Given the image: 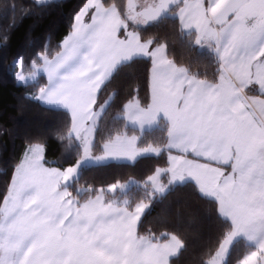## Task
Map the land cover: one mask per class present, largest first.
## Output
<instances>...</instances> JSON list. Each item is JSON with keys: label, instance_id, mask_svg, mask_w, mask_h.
Wrapping results in <instances>:
<instances>
[{"label": "snow or ice", "instance_id": "obj_1", "mask_svg": "<svg viewBox=\"0 0 264 264\" xmlns=\"http://www.w3.org/2000/svg\"><path fill=\"white\" fill-rule=\"evenodd\" d=\"M57 6L11 5L22 18ZM176 21L212 62L168 58L165 29ZM14 26L0 33V54ZM138 66L148 98L130 95L124 128L105 135L100 121L114 97L102 93ZM8 70L31 90L28 99L62 110L51 135L64 153L53 165L47 136L29 139L7 173L0 264H177L185 248L178 233L138 228L155 198L190 181L217 214L203 264H264V0H81L55 48L51 35L30 41ZM153 158L163 166L141 181L80 184L93 166Z\"/></svg>", "mask_w": 264, "mask_h": 264}, {"label": "trees", "instance_id": "obj_2", "mask_svg": "<svg viewBox=\"0 0 264 264\" xmlns=\"http://www.w3.org/2000/svg\"><path fill=\"white\" fill-rule=\"evenodd\" d=\"M32 2L33 0H0V33L15 21V26L10 31L7 52L0 54V201L9 181L7 173L22 157L29 139L47 136L46 159L53 165L63 162L62 142L51 135L62 124V110L28 99L31 90L16 83L8 65L16 53L23 52L28 47L30 41L38 46L51 35V45L55 48L67 35L71 17L81 0H54L57 7L23 18L19 8L13 10L11 7L18 3L30 5ZM6 4L9 7L5 8ZM165 30L169 34V39L165 41L168 45V58L178 66L187 67L195 61H200L201 65L213 61L208 49L190 44L188 37L181 35L178 21L175 28L169 24ZM36 51H39V47ZM102 95L105 99L114 97L112 106L100 121L107 135L109 131L124 128L126 121L122 118L121 110L130 95L138 96L142 104L148 98L143 66L130 71L121 70ZM155 159L141 160L135 166H93L82 173L80 184L99 189L107 188L115 182L141 181L146 178L149 168L163 166L162 163L155 164ZM129 190L134 191L135 185H130ZM138 231L154 235L161 232L178 233L185 248L177 264H203L207 259L209 240L215 238L218 231L217 214L212 205L200 196L194 182L190 181L187 185L174 186L163 197L155 198L142 216ZM237 249L243 251V244H238Z\"/></svg>", "mask_w": 264, "mask_h": 264}, {"label": "rangeland", "instance_id": "obj_3", "mask_svg": "<svg viewBox=\"0 0 264 264\" xmlns=\"http://www.w3.org/2000/svg\"><path fill=\"white\" fill-rule=\"evenodd\" d=\"M200 48H201V47H200ZM201 49H207V48H201ZM44 105H45V104H44ZM45 106H48V105H45ZM49 107H50V106H49ZM146 210H147V209H146ZM146 210H145V212H146ZM144 214H145V213H144ZM144 214H143V215H144ZM143 215H142V216H143ZM141 218H142V217H141Z\"/></svg>", "mask_w": 264, "mask_h": 264}]
</instances>
